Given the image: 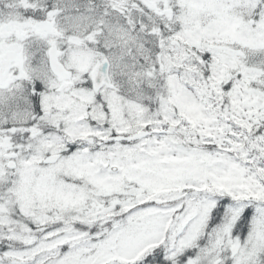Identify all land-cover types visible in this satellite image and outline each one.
<instances>
[{"label": "snow or ice", "instance_id": "6c2138e0", "mask_svg": "<svg viewBox=\"0 0 264 264\" xmlns=\"http://www.w3.org/2000/svg\"><path fill=\"white\" fill-rule=\"evenodd\" d=\"M0 264H264V0H0Z\"/></svg>", "mask_w": 264, "mask_h": 264}]
</instances>
